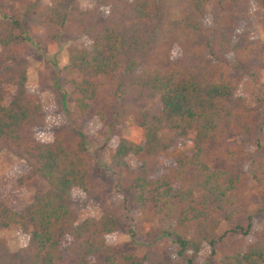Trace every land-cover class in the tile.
<instances>
[{
	"label": "trees",
	"instance_id": "1",
	"mask_svg": "<svg viewBox=\"0 0 264 264\" xmlns=\"http://www.w3.org/2000/svg\"><path fill=\"white\" fill-rule=\"evenodd\" d=\"M93 1L84 10L78 0H22L16 19L0 21V154L11 149L27 160L14 189L36 175L49 186L30 204L0 202V233L16 229L23 237L14 253L0 237V264H197L215 256L226 234L254 241L215 264H264V222L244 207L247 176L215 167L210 156L221 146L230 156L240 150L230 139L260 147L264 117L239 93V72L264 92L253 44H243L240 33L262 0ZM7 4L0 0V11ZM27 26L39 31L35 46L54 53L63 36L86 41L68 47L56 71L73 111L62 89L56 113L42 90L28 85ZM55 113L66 122L51 125ZM79 120L91 132L113 123L121 130L126 121L142 130L139 144L119 138L110 166L123 176L125 204L158 218L162 235L177 246L176 260L113 246L122 219L106 205L98 219L80 216L104 188ZM44 129L53 133L49 141L36 136ZM184 145L193 152L159 165ZM223 221L228 229L219 235Z\"/></svg>",
	"mask_w": 264,
	"mask_h": 264
},
{
	"label": "rangeland",
	"instance_id": "2",
	"mask_svg": "<svg viewBox=\"0 0 264 264\" xmlns=\"http://www.w3.org/2000/svg\"><path fill=\"white\" fill-rule=\"evenodd\" d=\"M32 3H48L49 0H29ZM82 9L91 10L94 8L93 0H78ZM22 0H9L0 11V21L16 19L19 13V5ZM29 36L28 60L30 69L28 72V85L31 88H39L43 92L45 105L50 112L58 113L61 109V89L66 94V108L73 111V97L68 90L63 88V82L56 83V71L61 69L67 60V48L71 45L82 48L86 41L82 39L70 40L63 36L59 42L58 50L54 53L50 50L40 49L35 46V39L39 31L26 27ZM241 41L243 44L252 42L255 54L252 57V64L260 72V80L264 86V0L260 5L253 6L251 25L242 28ZM31 43V44H30ZM174 58V57H173ZM242 82L239 93L246 96L249 107L255 108L264 117V92L256 87L251 77L245 72H239ZM157 110V109H156ZM55 113V114H56ZM51 125L65 123L64 117L53 116L50 119ZM81 131L86 137L87 147L93 158L96 168V178L104 190L96 197V200H89V203L81 211V217H92L95 219L103 215V206L111 208L114 212L120 213L122 225L120 232L111 236L110 243L126 253H133L138 257L146 254L166 256L176 260L177 246L168 238L162 235L161 225L157 217L151 211L142 214L137 207L130 203L125 204L126 185L123 176L114 172L110 166L109 154L117 146L119 138H126L139 144L143 139L142 130L125 122L121 130L119 125L113 123L110 127L104 126L97 132L87 131L84 127L86 120H79ZM51 131L38 130L36 136L41 141H49L52 138ZM260 147L255 141L243 143L238 139H230L226 143L241 147L234 155L230 156L221 146L220 150L210 153L212 163L215 167L226 169L228 166L240 169L247 176L248 191L245 195L244 207L249 211L258 212L257 222H264V126L259 134ZM221 151V156L219 152ZM193 152L191 145H184L172 151L167 160H160L159 165H169L170 160L181 155ZM222 154L224 156H222ZM26 158L11 149H4L0 154V202L10 208L16 207L19 203L30 204L49 188L46 181L39 175L34 176L23 186L13 188L15 180L23 177L27 169ZM262 211V212H261ZM228 229L226 222H222L219 235ZM0 237L7 239L10 252H16L23 243V237L18 230L1 232ZM254 241L252 236L241 237L239 234H226L219 246H217L214 257L203 256L197 264H215L216 259L223 253H227L239 245L246 246ZM205 254V251L203 252Z\"/></svg>",
	"mask_w": 264,
	"mask_h": 264
}]
</instances>
